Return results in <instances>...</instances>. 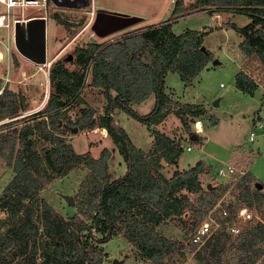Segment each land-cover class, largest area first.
I'll use <instances>...</instances> for the list:
<instances>
[{
    "label": "trees",
    "instance_id": "16d2710c",
    "mask_svg": "<svg viewBox=\"0 0 264 264\" xmlns=\"http://www.w3.org/2000/svg\"><path fill=\"white\" fill-rule=\"evenodd\" d=\"M189 5L195 11L210 15L249 16L251 21L247 25L231 23L229 27L243 37L241 50L248 56L257 54L264 66V0H195ZM184 8L183 2L176 0L172 17L159 24L140 27L120 39L78 45L74 52L79 69L71 70L63 57L55 58L49 69L52 89L47 102L40 110L27 115L37 118L35 124L27 123L19 128L17 118L11 124L0 125L1 130L14 126L10 133L0 131V154L5 155L15 172L5 189L7 200L3 206L9 215L3 220L4 230H0V264H104V244L120 234L131 243L137 256L153 264L169 261L176 264L174 253L186 246L195 251L194 259L199 264L224 261L234 236L226 230L218 229L197 248L192 243L184 245L179 239H171L159 229L163 223L178 219L188 235L228 188V185L218 189L203 185L201 175L209 170L203 160L187 169L176 167L170 176L164 172L165 163L177 166L186 147L181 139L157 126L175 114L191 141L201 143L202 137L192 129V123L208 113L204 104L176 101L166 90L169 72L178 73L185 84L192 85L214 58L212 51L202 50L208 30L174 32L173 24ZM50 17L71 33L84 23V18L75 21L60 9H50ZM13 57L17 63V55ZM88 70L92 76L89 85L97 87L107 102L103 112L95 115L96 110L89 108L76 123L82 131L96 127L108 131L126 164V171L118 177H113L110 171L108 148L100 157H94L89 151L79 153L66 142L60 128L66 123L67 109L86 102L82 91ZM235 82L237 88L251 95L259 86L242 69L237 72ZM151 95L155 97L152 110L139 112L136 105ZM21 96L9 87L4 88L0 93V120L27 114L30 104ZM117 110L126 112L151 130L154 136L151 150L146 151L134 142L116 119ZM210 121L212 125L217 124L219 118L212 116ZM35 125L45 140L52 143L44 156L33 147V139L24 137L33 133ZM19 132L23 136L21 149H17ZM80 164L87 165L89 172L75 195L77 210L65 216L39 193L52 180ZM246 176L242 182L247 181ZM32 197L37 200L26 205L24 201ZM241 197L248 206L261 209L263 218L238 235V247L247 254L264 243V194L246 186ZM37 201L41 204L38 212L34 206ZM190 211L192 226L184 218ZM88 220H93V224ZM13 246L18 248L19 259ZM263 252V248L257 249L239 263L253 264Z\"/></svg>",
    "mask_w": 264,
    "mask_h": 264
},
{
    "label": "rangeland",
    "instance_id": "374dc122",
    "mask_svg": "<svg viewBox=\"0 0 264 264\" xmlns=\"http://www.w3.org/2000/svg\"><path fill=\"white\" fill-rule=\"evenodd\" d=\"M176 0H74L71 4L55 5L51 4L50 9H60L65 16L75 21L84 18V23L75 28L74 32L66 30L65 26L49 17L48 24V60L47 64H37L23 56L15 47L12 40V29L6 27L0 28V38L9 46V49L0 42L2 57L0 58V93L5 87H9L20 97L23 95L29 102L30 108L27 114H19L18 117H6L0 120V125L11 124L12 120H17L16 127H23L27 123L35 124V119L30 115L41 108L47 102L51 91L49 79V64L57 57L67 58L73 55L72 59L66 60L69 69H79L80 65L76 62L77 56L75 49L78 45L86 44L90 41L107 42L122 38L126 33L137 30L146 25L159 24L172 17ZM184 5L183 11L179 14L178 21L173 24V30L181 33L186 29L208 30L205 36L204 46L212 51L214 58L200 72L194 84L185 87L184 82L176 72H169L166 77L167 92L179 102H192L204 104L208 108V113L203 117L202 123L204 132L201 133V143L193 142L190 134L185 131L181 119L171 114L165 121L160 123L157 128L166 132L170 136L181 139L184 142L185 150L179 159L177 166L165 163L164 172L170 176L174 169H187L193 166L197 161H205L208 171L201 175L204 186L212 185L216 189L221 185H228L227 192L241 197L244 187H249L253 191H259L264 194V127H259V122L264 124V86L258 88L257 92L251 95L248 92L236 88V74L241 70L242 62L246 55L240 48L243 37L235 29L229 27L231 23L239 26H245L251 18L244 14L234 13H216L208 14L206 11H195L189 4L195 0H181ZM189 8V9H188ZM99 10L110 13L127 14L138 16L140 20L126 27L115 30L106 35L97 34L92 28L93 13L95 15ZM18 10L17 13H20ZM26 16L40 15L43 11L38 7H27L24 9ZM94 15V18H95ZM16 54L18 62L16 63L13 55ZM248 56V55H247ZM251 71L256 73L257 79L264 85V67L257 54L251 55ZM91 74L88 70L85 81V87L82 91L86 100L84 103L74 104L66 111V123L60 126L66 135V142L70 143L77 152H91L94 157H100L105 148L110 150L108 155L110 171L113 177L121 176L126 171V164L122 155L113 143L108 131L102 127L86 129L82 131L79 128L77 119L81 117L85 110L93 108L95 115L104 111L107 102L104 94L97 87L89 85ZM187 85V84H186ZM260 87V86H259ZM46 99V100H45ZM154 95H151L143 103L136 105V109L141 113H148L154 107ZM218 100V104L215 101ZM219 118L217 124L210 121V117ZM116 119L127 129L134 142L145 149L151 150L153 144V133L140 121L131 117L124 111L117 110ZM70 123H67L69 122ZM68 124V125H67ZM67 125V126H66ZM3 127V126H2ZM14 126L4 128L0 131L11 132ZM73 127H78L75 132ZM64 129V130H63ZM192 129L194 123H192ZM251 131H255V139L250 140ZM196 133V132H195ZM20 132L17 134V149H21L23 139ZM42 133L34 126L32 134L24 135L25 140L30 137L33 139V147L37 149L42 156L45 151L52 147L51 141L45 140ZM192 148L189 150L188 147ZM9 152L6 151V154ZM235 163L240 169H246L247 181L240 179L239 183L235 179L222 177L218 175V168L226 163ZM89 168L85 164L70 170L64 176H58L44 187L39 195L46 202L52 205L58 212L68 216L74 213L76 202L71 203L66 197L75 195L85 179ZM14 170L9 166L5 155L0 154V230H4L3 220L9 215L7 207L3 204L7 200L5 189L14 177ZM263 184L262 188L257 186ZM243 184V187L240 185ZM229 190V191H228ZM225 191V192H226ZM224 196V193L223 195ZM32 197L24 201L26 205L36 201ZM37 212L41 211V204L34 205ZM257 218L245 222L243 229L254 226L262 218V210L251 207ZM24 211V210H23ZM191 217L193 213L187 212L184 218L188 219L189 226H192ZM260 217V218H259ZM40 225V223H39ZM42 230V225H40ZM160 231L171 239H179L182 244L187 245L189 235L185 233L183 224L178 219L168 221L160 226ZM238 235H234L228 245V252L221 264H241V259L251 255L257 249H264V243H260L247 254L241 252L238 247ZM232 244L237 246L232 247ZM14 247V246H13ZM106 258L104 264H113L115 259L123 260L120 264H153L151 261H145L136 255L135 249L123 234L115 236L104 244ZM17 259L18 248L14 247ZM195 251H191L186 246L183 250H177L174 256L177 258L176 264H199L194 259ZM168 264H172L171 261ZM253 264H264V252Z\"/></svg>",
    "mask_w": 264,
    "mask_h": 264
},
{
    "label": "built area",
    "instance_id": "2783aa9c",
    "mask_svg": "<svg viewBox=\"0 0 264 264\" xmlns=\"http://www.w3.org/2000/svg\"><path fill=\"white\" fill-rule=\"evenodd\" d=\"M53 0H0V28L6 27L12 29V40L14 41L15 25L17 21H26L32 16H44L49 19L50 7ZM38 7L43 12L40 15L26 16L24 9L27 7ZM21 10L20 13H17ZM92 19H94V14ZM0 42L9 49L8 44L0 38ZM52 63V61H51ZM262 123L259 124L261 128ZM195 132L201 134L204 132L201 119L194 123ZM255 131H251L250 140L255 139ZM192 147L189 146L190 150ZM248 170L240 169L235 163L229 162L218 168L219 176H226L235 179L236 182L242 179ZM229 191V190H228ZM223 195V194H222ZM207 211L201 223L195 227L189 235V243L202 247L210 236L218 229L226 230L231 235H239L244 229V223L257 218L254 210L247 205L242 197L235 196L230 192H224V196ZM260 218V217H259ZM258 219V218H257ZM262 220V219H261ZM90 225L93 220H88Z\"/></svg>",
    "mask_w": 264,
    "mask_h": 264
},
{
    "label": "water",
    "instance_id": "95a60500",
    "mask_svg": "<svg viewBox=\"0 0 264 264\" xmlns=\"http://www.w3.org/2000/svg\"><path fill=\"white\" fill-rule=\"evenodd\" d=\"M140 20L138 16H131L120 13H110L99 10L95 15L92 28L99 35H106L120 28L131 25ZM48 24L49 19L44 16H32L26 21H17L15 25L14 43L20 54L37 64H47L48 60ZM207 48L203 45L202 50ZM69 55L66 60L72 59ZM51 63L49 64V66ZM48 96L46 97V99ZM45 99V100H46ZM218 104V100L215 101ZM75 132L78 127H73ZM211 186V185H209ZM259 188L263 184L258 183ZM71 203H74V197H66ZM123 260L115 259L113 264H120Z\"/></svg>",
    "mask_w": 264,
    "mask_h": 264
},
{
    "label": "crops",
    "instance_id": "0c3cea01",
    "mask_svg": "<svg viewBox=\"0 0 264 264\" xmlns=\"http://www.w3.org/2000/svg\"><path fill=\"white\" fill-rule=\"evenodd\" d=\"M72 1H74V0H53V4H57V5H66V4H71L72 3ZM94 15H95V13H93ZM92 17H93V15H92ZM244 56H246V59L245 60H243V62H242V66H241V69L242 70H244L245 72H247L250 76H252L254 79H255V81L258 83V85L260 86H258V88H262L264 85L260 82V80H258L257 79V75H256V73H253L252 71H251V62H252V60H253V56H247V55H244ZM260 66H262V68L264 67L263 66V64L262 65H260ZM196 80V79H195ZM185 84V83H184ZM194 84V83H193ZM187 86H189V85H186L185 84V87H187ZM237 88V87H236ZM237 89H239V88H237ZM240 90V89H239ZM256 92H257V90H256ZM260 123H262L263 124V122L262 121H260L259 122V124ZM262 127H264V124H263V126ZM261 127V128H262ZM204 128V127H203Z\"/></svg>",
    "mask_w": 264,
    "mask_h": 264
},
{
    "label": "bare ground",
    "instance_id": "6f19581e",
    "mask_svg": "<svg viewBox=\"0 0 264 264\" xmlns=\"http://www.w3.org/2000/svg\"><path fill=\"white\" fill-rule=\"evenodd\" d=\"M3 55H2V51L0 50V58L2 57Z\"/></svg>",
    "mask_w": 264,
    "mask_h": 264
}]
</instances>
